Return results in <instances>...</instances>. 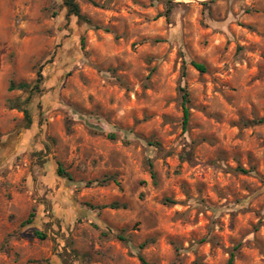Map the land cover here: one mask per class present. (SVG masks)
Segmentation results:
<instances>
[{"label": "rangeland", "instance_id": "rangeland-1", "mask_svg": "<svg viewBox=\"0 0 264 264\" xmlns=\"http://www.w3.org/2000/svg\"><path fill=\"white\" fill-rule=\"evenodd\" d=\"M170 1L0 0V264H264V0Z\"/></svg>", "mask_w": 264, "mask_h": 264}, {"label": "trees", "instance_id": "trees-1", "mask_svg": "<svg viewBox=\"0 0 264 264\" xmlns=\"http://www.w3.org/2000/svg\"><path fill=\"white\" fill-rule=\"evenodd\" d=\"M164 1H165L166 5H167V3L172 4L170 0H164ZM63 4H64L65 8L67 9V17L74 16L79 21L88 22V20L81 14V9H80V6H79L77 0H63ZM193 65L201 73L206 71L205 66L202 64L193 63ZM41 82H42V76L39 74V79L33 85L21 82L19 84H12L10 87L11 90H20V91H23V92L28 94L27 99H25L24 101H20L19 105L17 106V108L22 110V112L24 113V119H25V124H26L27 129L30 128V126L32 125V122H33L32 117L30 115V112L27 108V105L29 104L31 98L34 95L39 94L41 92ZM182 93H183V102H182V106H183V128H184V130H186L188 122H189V118H190V110L188 107L190 100H189V94L184 88L182 90ZM243 171L245 172V170H243ZM59 173H60V175H65V173L62 169H59ZM68 178L70 179L69 176H68ZM112 207H116V205H113ZM32 217H33V215H31L30 218L24 224L30 223ZM38 235L41 239H44L43 235H41V234H38ZM139 259H140L142 264H149L142 256H140ZM234 259H235V254L232 253L230 256V259L228 261V264H233Z\"/></svg>", "mask_w": 264, "mask_h": 264}]
</instances>
